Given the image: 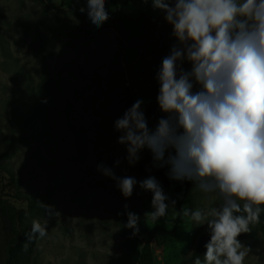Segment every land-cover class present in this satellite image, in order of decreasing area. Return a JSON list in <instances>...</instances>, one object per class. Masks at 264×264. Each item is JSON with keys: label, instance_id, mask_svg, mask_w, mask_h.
Here are the masks:
<instances>
[{"label": "rangeland", "instance_id": "374dc122", "mask_svg": "<svg viewBox=\"0 0 264 264\" xmlns=\"http://www.w3.org/2000/svg\"><path fill=\"white\" fill-rule=\"evenodd\" d=\"M105 2L109 19L97 29L79 10L87 0H0V264H9L8 241L22 228L30 232L33 221H47V235L25 244L24 264H142V244L128 242L119 221L129 211L141 213L149 230H174L164 246L154 243L157 264L203 260L206 248L196 252L208 226L197 225L182 210L218 207L222 199L201 192L193 181L182 197L184 186H173L169 168L154 167L146 148L129 164L114 126L128 94L143 100L149 129L165 116L148 45L159 41L161 68L174 46L173 28L159 10L158 24L147 23L142 38L131 42L117 26L122 21L127 31L138 27L128 19L132 1ZM181 68L191 71L192 64L178 62V75ZM193 84L198 91L200 85ZM101 164L117 177L137 180L131 197L98 171ZM150 176L170 197L166 203L176 201L157 223L145 216L153 210V194L139 185ZM30 203L48 208H29ZM20 211L27 212L24 219ZM241 243L248 249L244 264H264L257 224Z\"/></svg>", "mask_w": 264, "mask_h": 264}, {"label": "clouds", "instance_id": "9594fccd", "mask_svg": "<svg viewBox=\"0 0 264 264\" xmlns=\"http://www.w3.org/2000/svg\"><path fill=\"white\" fill-rule=\"evenodd\" d=\"M152 5L166 13L178 42L156 77L165 116L149 129L138 99L115 121L122 133L118 142L127 146L129 164L146 148L154 167L169 168L170 180L193 181L201 192L222 199L218 207L182 210L208 226L203 260L197 256L193 264H244L248 249L239 237L264 211V0H152ZM79 10L97 29L109 19L105 0H87ZM184 60L192 69L181 68L178 75ZM193 81L200 85L196 92ZM98 171L115 180L125 198L132 196L134 177H117L103 164ZM139 185L153 194V210L145 213L153 223L175 207V200L166 203L170 197L154 176ZM127 216L125 227L138 234L140 217L130 211ZM46 235L47 221H33L26 238Z\"/></svg>", "mask_w": 264, "mask_h": 264}, {"label": "trees", "instance_id": "16d2710c", "mask_svg": "<svg viewBox=\"0 0 264 264\" xmlns=\"http://www.w3.org/2000/svg\"><path fill=\"white\" fill-rule=\"evenodd\" d=\"M133 3V11L128 16V19L132 24H138V27L135 28L132 31H127L122 26V21L118 24L117 29L119 30L120 34L123 37H126L129 41L134 42L137 38H142L145 26L147 23H150L152 26H155L158 24L160 20V14L159 9H154L152 5V0H147V3L145 0H130ZM173 32V30H172ZM171 32V33H172ZM172 45H175L177 43L176 38L172 35L171 38ZM149 51H151L152 56L156 60V64L152 70L151 78L154 79L157 77V73L160 69L158 65V61L160 60L158 56L159 50V41L154 39L152 40L149 45ZM136 102L133 95L128 94L126 99V107L125 111L128 110L134 103ZM123 113V114H124ZM171 184L173 186L183 185L184 186V195H188L189 191V185L191 181L185 180V181H174L170 180ZM181 197V199H182ZM35 207L36 209L45 210L48 208V205L45 203H37L33 204L30 203L29 208ZM262 208H264V205H262ZM27 212L20 211L19 216H22L23 219L26 217ZM140 217L139 221V233L136 235H133L132 229H129L125 227L128 216L123 215L120 217L119 221L123 227V235L126 238V240L130 243L139 242L142 244V251L140 255V262L142 264H157V258L155 256L154 251V243H156L158 246H164L169 240H171L174 236V230L173 229H167L161 226H157L151 230H149L146 225L143 223V216L141 213H137ZM259 226V230L261 231V234L264 236V211L261 212L260 220L258 223H256ZM255 224H250L249 229L253 227ZM249 230V231H250ZM29 233L26 228L20 229L18 232H16V235L8 241V254L9 264H24V246L26 243H30L27 241L26 234ZM248 233H243L240 235L239 239L240 241H245V239L248 237ZM199 246L197 249V255H200L205 250V244L210 240V236L208 231L205 232L201 238H199ZM117 264H123L120 260L117 262Z\"/></svg>", "mask_w": 264, "mask_h": 264}]
</instances>
